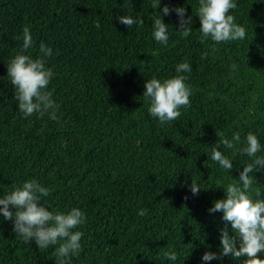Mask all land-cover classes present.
Returning <instances> with one entry per match:
<instances>
[{
  "label": "trees",
  "instance_id": "16d2710c",
  "mask_svg": "<svg viewBox=\"0 0 264 264\" xmlns=\"http://www.w3.org/2000/svg\"><path fill=\"white\" fill-rule=\"evenodd\" d=\"M0 264H264V0H0Z\"/></svg>",
  "mask_w": 264,
  "mask_h": 264
}]
</instances>
